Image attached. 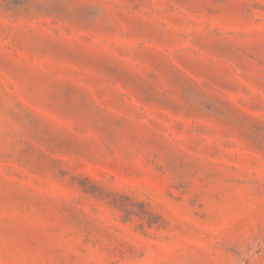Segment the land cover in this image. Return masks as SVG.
Listing matches in <instances>:
<instances>
[{
    "label": "rangeland",
    "instance_id": "rangeland-1",
    "mask_svg": "<svg viewBox=\"0 0 264 264\" xmlns=\"http://www.w3.org/2000/svg\"><path fill=\"white\" fill-rule=\"evenodd\" d=\"M0 264H264V0H0Z\"/></svg>",
    "mask_w": 264,
    "mask_h": 264
}]
</instances>
